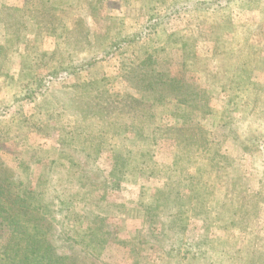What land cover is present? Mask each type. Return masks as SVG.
Masks as SVG:
<instances>
[{"label":"rangeland","instance_id":"1","mask_svg":"<svg viewBox=\"0 0 264 264\" xmlns=\"http://www.w3.org/2000/svg\"><path fill=\"white\" fill-rule=\"evenodd\" d=\"M2 205L0 264H264V0H0Z\"/></svg>","mask_w":264,"mask_h":264},{"label":"trees","instance_id":"2","mask_svg":"<svg viewBox=\"0 0 264 264\" xmlns=\"http://www.w3.org/2000/svg\"><path fill=\"white\" fill-rule=\"evenodd\" d=\"M157 85L162 84L155 83V86ZM4 207H6V205H2L0 207V210L3 211L4 209L2 208ZM11 207L15 208L14 202L11 203ZM1 220H6L10 226L17 225V222L9 218L8 216H1ZM46 240V233L44 236L41 235L40 238L26 233H24V238L20 236L12 237L10 240V246H13L15 250H13V255L10 254L7 250L3 253L5 261H11L13 263V258L15 259V257H19V259L21 260L18 262V264H28L26 262L27 260H29V262L32 264H60L61 261H63V258L52 256V252L49 249L50 244L46 242ZM20 241H23L24 243H20ZM21 244H23L24 246L22 252L19 251V246H21ZM43 244L45 245L42 247Z\"/></svg>","mask_w":264,"mask_h":264}]
</instances>
